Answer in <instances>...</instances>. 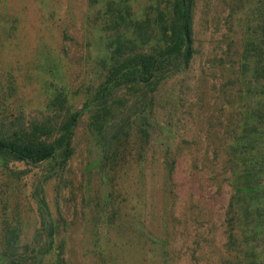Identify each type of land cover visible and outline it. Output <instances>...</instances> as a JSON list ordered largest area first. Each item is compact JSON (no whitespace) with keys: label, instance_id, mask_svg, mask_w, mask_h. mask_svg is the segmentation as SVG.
<instances>
[{"label":"rangeland","instance_id":"obj_1","mask_svg":"<svg viewBox=\"0 0 264 264\" xmlns=\"http://www.w3.org/2000/svg\"><path fill=\"white\" fill-rule=\"evenodd\" d=\"M169 6L0 0V132L48 118L52 140L75 114L65 160L0 161V264L7 250L13 264H264V141L238 133L264 96V0H195L188 67L110 145L104 113L85 106L107 75L112 19L149 17L158 34Z\"/></svg>","mask_w":264,"mask_h":264},{"label":"trees","instance_id":"obj_2","mask_svg":"<svg viewBox=\"0 0 264 264\" xmlns=\"http://www.w3.org/2000/svg\"><path fill=\"white\" fill-rule=\"evenodd\" d=\"M195 0H166L169 2L170 22H166L160 33H155L154 20L149 17L131 19H112L117 31L112 38V46L107 57V75L89 94L85 106L93 107L105 115V126L102 143L110 145L121 135H126L132 122V117L141 114L146 107V99L156 86L168 75L188 67L193 53L192 10ZM123 31H122V29ZM145 29L149 31L145 33ZM248 61L242 65L246 84L251 76ZM252 69V68H251ZM261 69V67H260ZM247 73V74H246ZM252 78V77H251ZM250 78V79H251ZM264 88V82L261 83ZM250 88V86H246ZM255 88V87H254ZM247 90V94H250ZM122 92L123 98L119 99ZM263 92V91H262ZM149 94V95H148ZM125 96H131L125 99ZM132 100L128 106L127 102ZM138 103L142 110L135 112L132 107ZM261 111L250 115L242 123L238 133L240 144L254 147L264 141V96L260 104ZM75 114H69L67 119L56 128L58 135L50 140L52 127L45 120L32 122L27 131L7 129L0 132V161L3 165L12 161L37 164L54 157L58 153L63 160L69 155V141ZM237 134L232 133L234 139ZM232 142V141H231ZM259 152H256V156ZM258 157V156H257ZM241 188H249L248 175L243 176ZM251 187V186H250ZM37 201L39 210L46 213V204L37 186ZM46 223H44L45 225ZM47 237L51 236L48 225ZM8 244V243H6ZM9 252L3 254L7 264L14 261L6 260ZM258 260H250L246 264H259Z\"/></svg>","mask_w":264,"mask_h":264}]
</instances>
